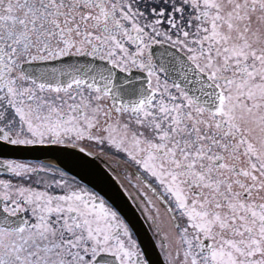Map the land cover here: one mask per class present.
Wrapping results in <instances>:
<instances>
[{
    "label": "snow or ice",
    "instance_id": "snow-or-ice-1",
    "mask_svg": "<svg viewBox=\"0 0 264 264\" xmlns=\"http://www.w3.org/2000/svg\"><path fill=\"white\" fill-rule=\"evenodd\" d=\"M0 264H264V0H0Z\"/></svg>",
    "mask_w": 264,
    "mask_h": 264
},
{
    "label": "water",
    "instance_id": "water-1",
    "mask_svg": "<svg viewBox=\"0 0 264 264\" xmlns=\"http://www.w3.org/2000/svg\"><path fill=\"white\" fill-rule=\"evenodd\" d=\"M137 215H139V214L137 213Z\"/></svg>",
    "mask_w": 264,
    "mask_h": 264
}]
</instances>
